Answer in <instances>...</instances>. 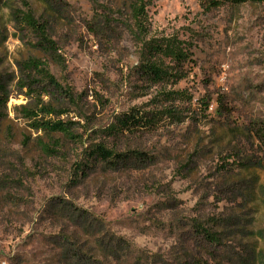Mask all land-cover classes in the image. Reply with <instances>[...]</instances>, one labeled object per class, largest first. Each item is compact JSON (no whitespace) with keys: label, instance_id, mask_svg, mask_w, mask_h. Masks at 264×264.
<instances>
[{"label":"rangeland","instance_id":"obj_1","mask_svg":"<svg viewBox=\"0 0 264 264\" xmlns=\"http://www.w3.org/2000/svg\"><path fill=\"white\" fill-rule=\"evenodd\" d=\"M127 6L0 2V264H264V4L148 0L141 32ZM27 15L46 26L55 57ZM147 40L183 45L186 60L174 69L147 53ZM30 57L76 94L73 104L41 97L66 110L59 118L82 142L22 118L16 107L36 99L19 83ZM149 62L173 74L153 83L140 72ZM169 108L177 118L160 115L149 131L102 132L131 109ZM39 137L58 139V152L44 153ZM90 141L142 154L78 178Z\"/></svg>","mask_w":264,"mask_h":264},{"label":"trees","instance_id":"obj_2","mask_svg":"<svg viewBox=\"0 0 264 264\" xmlns=\"http://www.w3.org/2000/svg\"><path fill=\"white\" fill-rule=\"evenodd\" d=\"M1 2V0H0ZM148 0H128L129 16L132 23L135 25L138 32L143 30L144 21L146 20V5ZM228 2L233 5L242 4L245 2L262 3L264 0H211V4L220 5ZM26 22L33 30L38 31L41 38L42 50L55 57V43L51 40L47 34L45 25L39 24L32 17H26ZM145 49L149 55L156 57L158 55L169 56L174 61V69L186 60V53L183 45L178 43L173 44L171 42H152L147 40L143 42ZM176 66V67H175ZM19 70L24 73L23 78L19 81L24 86L28 87L27 96L36 97L34 103L26 102L18 105L21 111V116L30 125L31 129L36 132H41L44 135L50 137L54 134H60L62 137L82 142L83 134L75 132L74 124L72 120H63L59 118L66 113L65 109H60L55 106L50 100L45 101L41 96H50L59 100H63L68 103H74L76 94L69 87L62 86L49 71L48 67L40 60L34 57H30L22 61L19 65ZM140 72L144 77L151 80L153 83L164 82L168 76L173 73L168 72L160 64L156 62L143 63L140 66ZM34 76L39 78V81H35ZM40 84V89L36 90V84ZM40 95L36 96V92ZM166 96H173L172 93L166 92ZM8 102V89L7 86L0 81V110L7 109ZM162 111H137L131 109L129 112L118 116L114 122L102 129V132L108 137H116L124 133H136L137 131L145 132L155 128L162 119L160 115L167 117L177 118L175 110L163 109ZM3 119L0 116V121ZM260 140L264 143V128L259 133ZM37 144L40 149L47 154H54L58 152L61 147L58 139L51 138L49 143L44 142L40 137L37 140ZM142 152L136 150H125L118 152L115 149L108 148L102 141H90V143L84 149V156L81 161L74 163V172L78 178L84 177L85 170L90 167H95L98 164H103L108 167L115 166L118 162H123L129 159L131 155L138 156ZM75 179V180H78ZM73 258H76L78 262L82 260V255L77 252L74 253ZM87 262V261H85Z\"/></svg>","mask_w":264,"mask_h":264}]
</instances>
